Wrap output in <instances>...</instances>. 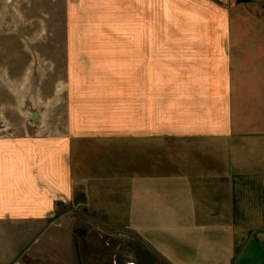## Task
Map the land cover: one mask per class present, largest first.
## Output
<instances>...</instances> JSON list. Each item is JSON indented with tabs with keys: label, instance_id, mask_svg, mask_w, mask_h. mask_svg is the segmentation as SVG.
Masks as SVG:
<instances>
[{
	"label": "crops",
	"instance_id": "0c3cea01",
	"mask_svg": "<svg viewBox=\"0 0 264 264\" xmlns=\"http://www.w3.org/2000/svg\"><path fill=\"white\" fill-rule=\"evenodd\" d=\"M235 1L84 0L67 60L95 71L59 130L0 134V227L68 245L74 210L160 264H264V0ZM36 239L0 264H56Z\"/></svg>",
	"mask_w": 264,
	"mask_h": 264
},
{
	"label": "rangeland",
	"instance_id": "374dc122",
	"mask_svg": "<svg viewBox=\"0 0 264 264\" xmlns=\"http://www.w3.org/2000/svg\"><path fill=\"white\" fill-rule=\"evenodd\" d=\"M239 1H235L236 8L245 9ZM83 2L0 0V134L49 133L61 127L65 120L66 76L95 71L87 64L71 66L67 60L66 43L73 36L70 26L85 25L87 20V24L97 22L95 8H80ZM245 4L256 8L250 1ZM112 9L105 11L108 16H100V24L115 25ZM32 112L36 113L35 119H31ZM60 212L57 209L56 215ZM69 216L78 220L76 225L60 227L71 229L66 238L69 247L59 236L51 239L52 228L29 235L22 226L7 225L0 227V255L23 251L35 236L33 246L41 247L43 259L49 252L57 254L56 264L62 263L58 255L63 251L71 255L64 264H160L125 230L90 226L79 211L73 210L66 215ZM50 259L48 263L53 264Z\"/></svg>",
	"mask_w": 264,
	"mask_h": 264
},
{
	"label": "water",
	"instance_id": "95a60500",
	"mask_svg": "<svg viewBox=\"0 0 264 264\" xmlns=\"http://www.w3.org/2000/svg\"><path fill=\"white\" fill-rule=\"evenodd\" d=\"M35 118H36V113L35 112H32L31 119H35ZM82 233H84V231H82Z\"/></svg>",
	"mask_w": 264,
	"mask_h": 264
}]
</instances>
